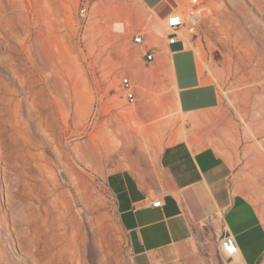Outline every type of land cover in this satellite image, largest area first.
<instances>
[{
    "label": "rangeland",
    "instance_id": "rangeland-1",
    "mask_svg": "<svg viewBox=\"0 0 264 264\" xmlns=\"http://www.w3.org/2000/svg\"><path fill=\"white\" fill-rule=\"evenodd\" d=\"M176 1L175 9L179 11L188 12L194 6L191 0ZM83 6L87 7L84 16L80 13ZM198 7L202 13L196 33L183 37L187 39L186 48L195 51L203 76L217 84L223 103L213 114L189 118L181 112L175 98L172 52L166 46L168 30L165 16L157 10L145 8L139 0H0L4 15L7 10H31L35 33L45 30L52 62L50 74L59 69L65 82L91 83L93 98L86 119L75 124L72 114L68 120L61 118L64 138L70 145L85 144L91 138L98 140L111 133L121 138L125 131L166 120L147 139L136 161L116 154L98 169L81 164L84 181L79 189L64 184L63 188L73 196L72 213L78 222L68 226V235L80 243V264H132L130 245L106 183L107 176L119 169H129L144 181L159 176L160 152L167 144L187 137L188 122L194 119L198 121L194 132L209 135L211 144L233 164L235 192L250 198L264 215V0H201ZM138 31L144 32L147 43L155 47L156 62H146L143 46L134 42ZM0 40L1 52L5 53L7 42L1 37ZM0 71L2 76L8 75V68ZM35 75L39 80L37 87H42L40 75ZM124 77L132 80L134 102L126 98ZM11 86L19 87L16 81ZM11 133V128L5 131L9 143L14 142ZM0 169V207L7 213L13 210L19 217L15 210L22 201L14 199V193L26 192L27 186H18L15 170L1 158ZM7 184L13 199L10 205L5 192ZM23 197L30 198L27 194ZM32 202L34 206H25L27 213L39 207V202ZM9 218L12 221V215ZM41 222V228L30 223L20 225L16 231L0 224V264H35L21 251L22 239L25 244L33 241L28 243L34 244L31 248L35 244L39 247V257L47 247L48 253L53 254L65 244L66 241L54 244L48 237L63 229ZM37 230L41 233L36 235ZM57 257L52 264H58Z\"/></svg>",
    "mask_w": 264,
    "mask_h": 264
},
{
    "label": "crops",
    "instance_id": "crops-1",
    "mask_svg": "<svg viewBox=\"0 0 264 264\" xmlns=\"http://www.w3.org/2000/svg\"><path fill=\"white\" fill-rule=\"evenodd\" d=\"M166 16L176 0H139ZM156 58L148 63L157 61ZM175 98L187 117L213 114L223 103L216 83L203 76L195 51L172 52ZM141 74V73H140ZM167 144L159 155L160 175L144 181L129 169L111 172L106 183L126 232L132 264H264V215L246 195L235 192L234 166L196 134ZM211 135V134H210ZM161 198L164 205L151 206ZM235 236L240 251L226 258L220 250L222 227Z\"/></svg>",
    "mask_w": 264,
    "mask_h": 264
},
{
    "label": "bare ground",
    "instance_id": "bare-ground-1",
    "mask_svg": "<svg viewBox=\"0 0 264 264\" xmlns=\"http://www.w3.org/2000/svg\"><path fill=\"white\" fill-rule=\"evenodd\" d=\"M7 11L6 15L0 11V37L7 42V52L3 53L0 40V70L8 68L6 77L0 73V158L15 170L18 186H27V190L18 195L14 193L13 198L22 201L21 207L15 210L20 214L19 217L14 215L13 210L7 213L0 207V224H6L16 231L20 225L27 226L30 223H37L35 225L41 228L39 223L42 221L46 226L50 223L55 229H63L59 233L55 230L48 236L50 240L52 237L54 244L66 241L53 254L48 253L47 247L43 256L39 257V247L35 244L31 248L34 244H28L31 241L29 239L27 244L23 241L25 239L21 240L20 249L35 264H52L55 255L58 256V264H80V243L76 237L68 235V226L77 221L72 213L73 196L63 188L64 184L79 189L80 182L82 179L84 181L81 164L98 169L116 154H122L129 161H136L147 139L160 130L166 120L162 118L149 126L125 131L121 138L117 133H111L98 140L91 138L85 144L70 145L65 141L61 118L66 117L68 120L72 114L75 124L86 119L93 98L91 83L81 80L65 82L59 69L50 74L52 62L44 39L45 30L35 33L31 10ZM35 72L41 77L44 84L42 87H37L39 80ZM15 81L18 82V88L11 86ZM52 85L54 87L51 89ZM10 128L13 143L5 138V131ZM6 186L7 203L10 205L13 199L10 187L8 184ZM1 194H4V190H1ZM26 194L30 196L29 200L23 197ZM32 200L39 202V207H33L32 212L27 213L25 206H34ZM9 215H12V221ZM39 232L37 230L35 234ZM46 240L43 238V241Z\"/></svg>",
    "mask_w": 264,
    "mask_h": 264
},
{
    "label": "built area",
    "instance_id": "built-area-1",
    "mask_svg": "<svg viewBox=\"0 0 264 264\" xmlns=\"http://www.w3.org/2000/svg\"><path fill=\"white\" fill-rule=\"evenodd\" d=\"M194 4L193 8L186 12L183 10L172 9L165 17L166 21V46L171 50L170 46L173 43L182 41L184 48L186 46V38L183 37L186 33L195 34L196 29L201 21L202 8L198 7L201 0H191ZM82 16L86 15L87 7L83 6L80 9ZM134 42L141 44L144 49L146 60L153 61L156 58V49L147 43L144 32L138 31L134 35ZM171 52H173L171 50ZM122 86L126 91V98L129 102H134L136 92L130 77H124ZM164 203L161 198L154 199L151 202L153 207H161ZM222 235L219 240L220 250L226 258H233L239 253L240 247L234 235H232L226 226L222 227Z\"/></svg>",
    "mask_w": 264,
    "mask_h": 264
},
{
    "label": "water",
    "instance_id": "water-1",
    "mask_svg": "<svg viewBox=\"0 0 264 264\" xmlns=\"http://www.w3.org/2000/svg\"><path fill=\"white\" fill-rule=\"evenodd\" d=\"M170 48L173 52H176V51L184 49V45L182 41H179V42L171 44Z\"/></svg>",
    "mask_w": 264,
    "mask_h": 264
}]
</instances>
